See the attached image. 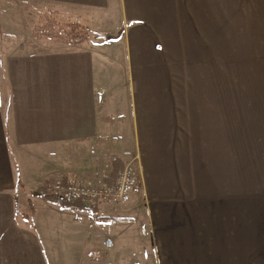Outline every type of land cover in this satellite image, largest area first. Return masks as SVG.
<instances>
[{
    "label": "crops",
    "instance_id": "0c3cea01",
    "mask_svg": "<svg viewBox=\"0 0 264 264\" xmlns=\"http://www.w3.org/2000/svg\"><path fill=\"white\" fill-rule=\"evenodd\" d=\"M5 2L0 30L10 36L0 42V264H50L26 215V222L17 220L18 186L44 192L54 179L44 176L93 167L125 143L139 153L141 208L60 207L55 238L47 239L53 264H264V92L247 93V171L238 181L235 168L223 172L207 160L204 144L195 140L205 116L196 99L181 114L160 77L167 64L150 41L189 35L179 30H240L238 17L246 36H255L264 30V0ZM47 12L91 27L93 37L75 45L45 43L34 31ZM176 119L194 139L166 146L175 129L184 131L174 127ZM160 149H170L166 161L157 159ZM32 155L39 171L30 175L24 164ZM152 195L161 197L144 200Z\"/></svg>",
    "mask_w": 264,
    "mask_h": 264
},
{
    "label": "rangeland",
    "instance_id": "374dc122",
    "mask_svg": "<svg viewBox=\"0 0 264 264\" xmlns=\"http://www.w3.org/2000/svg\"><path fill=\"white\" fill-rule=\"evenodd\" d=\"M18 9L26 11L22 3H18ZM6 10L7 4L5 0H0V27L3 20L2 12H6ZM223 10L225 9L223 8ZM45 16H48V18H45ZM45 19H49V24L52 26L56 25L53 24L55 20L60 23H66L61 22L54 13H44L37 19L38 22L34 31L35 37L42 39L45 43L65 44L60 40H56L55 37H49L54 30H50L51 26L49 27L44 22ZM242 19L244 20V18ZM242 19L241 17L237 19V28H241L240 30H215L214 27L211 30L204 31L179 30V32H186L189 35L158 37L150 40L153 43V47H157L159 54L163 57L161 64H167V69L159 70L160 77L167 78V91L172 92L176 99L175 102L182 106L179 108V111L182 110L181 114H184L185 105L191 104L194 102L193 99H196L195 102L201 108L200 114L205 116V125L195 136V140H198L201 145L202 143L204 144L207 160L214 159V163H220L223 172H228L230 167L235 168L238 181L246 179L247 171V93L249 91L252 94L264 92V30H254L255 36H246L248 31L245 30ZM207 21L212 23L207 25L214 26L213 19H207ZM89 28L91 29V27ZM6 31L0 30V42L3 44L4 42L6 43V38L10 36L6 35ZM36 31H38L37 35ZM194 32H200V36L194 35ZM91 36L93 37L92 30L89 38ZM114 38L117 39L118 37ZM253 99L255 98L250 96V103ZM176 120L179 121L174 127L176 128L181 124L184 131L182 133L175 129L174 132L178 133L170 134L168 139L164 140L166 146H170L171 139L176 145L177 141L183 136L187 140L194 139L193 134L191 136L190 128L183 126L185 124L181 122L182 119ZM251 135L252 129H250V137ZM160 144L162 143L160 142ZM108 151V154L104 155L105 157H100L93 162V167L77 172L72 171L55 176H46V178L44 176L43 179L46 182L49 179H55V177L71 174L87 179L106 162L110 163L109 156L111 154L118 152L122 154L124 162H134L137 166L139 184L133 191L129 202L124 204L99 202L98 206L103 204V206L112 207L113 205L121 209V205H123L122 207L126 210L141 208L140 201L143 200L138 199L141 185L138 151L128 146L127 143H125L124 148L120 145L115 149L109 148ZM178 151L175 149V153H178ZM202 151V148L199 149L200 154ZM159 152L157 159L160 161L162 158L163 161H166L171 155L170 149H160ZM26 159L27 162L24 167L27 170V174H36L39 171L37 158L32 155V157L29 156ZM35 189L28 188L25 190L23 187L18 186L17 199L19 207L17 206V220L18 222H26V219L22 220L23 214H26L30 228L41 237L42 247L49 255V263L53 264L52 256L50 257V253L47 250L50 246L48 240L50 239L52 242L55 238V224L58 223L59 225V212L64 210L55 204L49 203L43 197L44 192H34ZM159 197L161 195H152V197H146L144 200L148 202L152 199H159ZM124 214L130 215L128 212ZM139 225L140 223L136 227H139V233L141 239H143L141 226ZM42 233H44L45 237L42 236Z\"/></svg>",
    "mask_w": 264,
    "mask_h": 264
},
{
    "label": "built area",
    "instance_id": "2783aa9c",
    "mask_svg": "<svg viewBox=\"0 0 264 264\" xmlns=\"http://www.w3.org/2000/svg\"><path fill=\"white\" fill-rule=\"evenodd\" d=\"M111 170V163H105L95 170L91 177L82 179L76 174L56 177L51 183L43 187L44 192H52L60 199H68L74 196H85L87 207L94 202H112L124 204L129 202L133 191L139 184V170L134 162H124L113 183H108L107 178ZM110 241L107 242L109 244Z\"/></svg>",
    "mask_w": 264,
    "mask_h": 264
},
{
    "label": "trees",
    "instance_id": "16d2710c",
    "mask_svg": "<svg viewBox=\"0 0 264 264\" xmlns=\"http://www.w3.org/2000/svg\"><path fill=\"white\" fill-rule=\"evenodd\" d=\"M53 14V12H49ZM45 18H48V16H45ZM47 23V25L51 28L50 30H54L53 33L50 34L49 37H55L56 40H60L64 42L65 44L69 45H75V44H81L87 41L91 35V29L80 22L76 21H69L66 23H60L57 20L55 22L53 21V24L56 25H50L49 19H45L44 21ZM59 25V26H57ZM38 30V29H37ZM38 34V31H36V35ZM110 163H111V170L109 172V176L107 178L108 183H113L119 172L123 168V160L117 156L112 155L110 157ZM20 180H18V183L20 184ZM44 198L52 204H55L63 209H75V210H84L86 209L85 201L88 199L85 196H74L68 199H60L58 195L52 192H44ZM99 203L94 202L93 205L89 208V210L96 211ZM26 214L24 213L23 216ZM114 221V220H113Z\"/></svg>",
    "mask_w": 264,
    "mask_h": 264
}]
</instances>
